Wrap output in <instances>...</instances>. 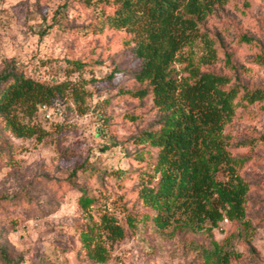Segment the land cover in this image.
<instances>
[{
	"label": "rangeland",
	"instance_id": "rangeland-1",
	"mask_svg": "<svg viewBox=\"0 0 264 264\" xmlns=\"http://www.w3.org/2000/svg\"><path fill=\"white\" fill-rule=\"evenodd\" d=\"M103 17L101 7L80 0H0V76L14 71L47 84L68 81L92 94L84 114L70 94L50 109V119L39 110L31 123L48 133L42 141L17 138L0 122V251L10 264H93L81 250L80 230L88 223L81 189L96 200L95 219L108 209L124 222L125 207H139L149 161L140 160L134 139L156 128L159 113L150 97L125 94L140 87L133 74L142 62L131 35L109 29ZM202 32L217 39L219 54L203 70L237 74L247 87L264 89V0H230ZM205 54L198 41L181 59L198 62ZM74 62L83 67L75 70ZM185 65L176 64L181 75ZM225 134L233 154L246 158L241 174L251 186L248 219L255 229L253 248L234 241L239 257L232 264H264L263 104L239 105ZM234 229L224 221L214 234L224 241ZM202 241L201 234L146 225L114 246L108 264H197L195 246Z\"/></svg>",
	"mask_w": 264,
	"mask_h": 264
},
{
	"label": "trees",
	"instance_id": "trees-1",
	"mask_svg": "<svg viewBox=\"0 0 264 264\" xmlns=\"http://www.w3.org/2000/svg\"><path fill=\"white\" fill-rule=\"evenodd\" d=\"M229 1L80 0L88 7L102 8L103 22L109 29L131 35L142 62L133 74L140 87L125 94L139 100L150 97L159 113L156 128L134 139L141 150L140 160L149 161V170L138 185L139 207H125L124 222L108 209L95 219L92 209L96 200L81 189L79 206L88 216V223L80 230L81 250L91 263L108 264L114 246L130 231L146 225L160 231L203 235L205 241L195 246L197 264H232L239 257L235 240H244L253 248L255 229L248 219L251 186L241 174L246 158L233 154L225 128L239 105L263 104L264 109V89L247 87L237 74L201 68L219 61L217 39L202 29ZM106 8L112 12L106 14ZM243 40L249 41L246 37ZM198 41L204 43L206 54L198 62L182 60L185 50ZM183 62L186 74L181 75L176 64ZM72 64L75 70L83 67L80 62ZM226 64L237 72L229 55ZM69 94L84 114L86 100L92 95L85 86L68 81L47 84L5 71L0 76V122L17 138L42 141L48 133L32 124V119L42 106L56 108L59 99ZM224 221L235 229L224 241H218L214 230ZM0 252L3 262L10 264L7 255Z\"/></svg>",
	"mask_w": 264,
	"mask_h": 264
},
{
	"label": "built area",
	"instance_id": "built-area-1",
	"mask_svg": "<svg viewBox=\"0 0 264 264\" xmlns=\"http://www.w3.org/2000/svg\"><path fill=\"white\" fill-rule=\"evenodd\" d=\"M50 109L51 108L48 107V106H46V105L41 107V111L44 112V113H46V116H47L48 119L51 118Z\"/></svg>",
	"mask_w": 264,
	"mask_h": 264
}]
</instances>
